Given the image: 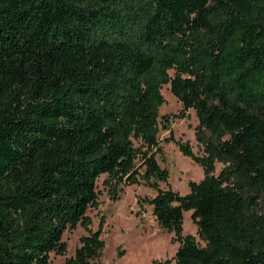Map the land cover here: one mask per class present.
<instances>
[{
    "label": "trees",
    "instance_id": "1",
    "mask_svg": "<svg viewBox=\"0 0 264 264\" xmlns=\"http://www.w3.org/2000/svg\"><path fill=\"white\" fill-rule=\"evenodd\" d=\"M166 85L203 148L178 143L203 172L185 195L159 188ZM101 176L155 191L179 246L152 264H264V0H0V264H54L77 227L61 264H97Z\"/></svg>",
    "mask_w": 264,
    "mask_h": 264
},
{
    "label": "rangeland",
    "instance_id": "2",
    "mask_svg": "<svg viewBox=\"0 0 264 264\" xmlns=\"http://www.w3.org/2000/svg\"><path fill=\"white\" fill-rule=\"evenodd\" d=\"M164 104L159 110L160 117L169 118V131L160 130L158 139L161 153L156 161L161 169L168 173L167 183H159V188H170L180 195L188 193L189 182H200L203 179L202 169L189 158L182 155L178 143L188 147L197 157L202 156V146L196 141L195 128L198 121L192 110L181 119L180 103L172 96L169 86L161 90ZM221 165H216V174ZM106 177L97 180V205L87 211L91 221L89 229L96 231L101 227V239L104 241L103 255L97 264H152L153 261L172 259L178 243H173L174 235L161 230L151 215V207L139 205L140 200L152 198L155 191L144 185H120L113 199L114 190L105 184ZM191 212L183 213L182 234L190 235L202 245L197 236L196 226L190 220ZM86 231L77 227L63 234L67 244L65 257H71L79 240ZM65 257L50 255L54 264H61Z\"/></svg>",
    "mask_w": 264,
    "mask_h": 264
}]
</instances>
